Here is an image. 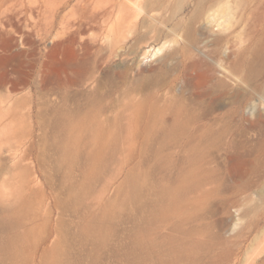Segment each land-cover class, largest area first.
Here are the masks:
<instances>
[{"label":"rangeland","instance_id":"374dc122","mask_svg":"<svg viewBox=\"0 0 264 264\" xmlns=\"http://www.w3.org/2000/svg\"><path fill=\"white\" fill-rule=\"evenodd\" d=\"M6 58L0 264H264V0H0Z\"/></svg>","mask_w":264,"mask_h":264},{"label":"bare ground","instance_id":"6f19581e","mask_svg":"<svg viewBox=\"0 0 264 264\" xmlns=\"http://www.w3.org/2000/svg\"><path fill=\"white\" fill-rule=\"evenodd\" d=\"M136 5H137V7H139L141 9L140 3H137ZM13 19H14V15L13 16H9V18L7 19L9 25L14 23ZM4 23H5V21H4ZM68 25L70 26V22H68ZM69 26H67L66 29H68ZM69 32L71 34V31H69ZM66 33H68V31ZM66 47H67V45L65 44V42H62V41H59V42H57L55 44V46L52 49V53H51V55L49 57V61H47V66L48 67L52 66L54 64H57L59 62V60H60L59 56H61V54L63 53L64 48H66ZM163 48H164V44L162 46L158 47V49L155 51L154 54L158 55L163 50ZM22 53H23V51H22ZM65 59H66L65 60L66 63L70 62V63H76L77 64L78 56L75 53H73V52H67L66 56H65ZM8 63H9V59L6 58L5 60H2L0 62V65H1L0 67H2L3 65H7ZM194 66L202 69L205 73L212 72V68H210V66H209V64L207 62L204 63L202 61H198V62L195 63ZM154 70H155V68L151 69V71H154ZM50 77H52V76H50ZM0 80L4 81V82H9V81H11V77H10L8 72H5L3 74H0ZM259 116H260V114H259ZM257 123H258L257 121H251V125L252 126L256 125ZM251 165H252V163H250V162H243L241 160H237V162H235V164L233 166L234 174L241 176L242 172L244 173L246 170H247L246 172L249 171V169H250L249 167ZM245 174L246 173H244V175ZM244 175H242V176H244Z\"/></svg>","mask_w":264,"mask_h":264}]
</instances>
